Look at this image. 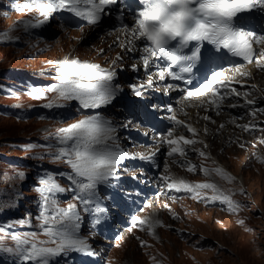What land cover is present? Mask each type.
<instances>
[{"label": "rangeland", "instance_id": "1", "mask_svg": "<svg viewBox=\"0 0 264 264\" xmlns=\"http://www.w3.org/2000/svg\"><path fill=\"white\" fill-rule=\"evenodd\" d=\"M24 1L0 0V226L6 228L0 235V258L8 257V248L15 253L16 242L10 238L11 233L23 236L27 232H36V237H41L35 215L41 194L33 164L41 166V171L52 172L50 167L62 160L54 158V149L49 145L56 144L59 129L77 121L76 118H50L55 116L57 103L63 100L58 94L46 91L49 85L57 83L54 77L58 67L65 59L104 61L119 51L117 49H125L121 47L125 41L122 31L117 30L116 36L115 31L101 32L96 28L98 26L62 29L54 19L49 24L53 30L51 36L46 35L47 25L44 23L35 27L42 33L41 37H34L29 29L25 31L23 21L31 20L36 24L44 16L36 8L19 11ZM37 30L35 34H38ZM121 35V41H118ZM29 76L43 81L31 88L45 90L43 97L34 99L30 95L32 90L22 81ZM259 91L264 92V87ZM48 103L54 106L45 107ZM29 108L35 109L40 116L45 114L43 109L48 110V116L45 119L35 114L25 117ZM182 108H185L181 110L182 114L187 116L194 106L183 104ZM212 116L214 119L225 116L232 121L228 131L232 137L231 129H237L233 123L235 115L223 110L222 114L217 111ZM234 134L241 137L239 132ZM212 136L213 133L207 136L210 142H214ZM257 136H261L260 140L244 145L237 143L236 137H229L224 145L211 143V149L213 146L215 149L213 152L222 146V151H218L219 158L234 169L237 176L224 171L232 177L229 181L211 170L207 175L204 172L187 175L193 180L200 178L214 183L218 191L198 189L200 197H195L201 201L181 200V206L187 208L184 211L179 201L173 204L175 212L183 213L180 221H169V224H175L174 230L165 227L167 210L159 209V205L153 209L150 206L141 213V217L147 216L150 221L147 224L150 226L151 221L155 222L148 216L153 214L165 223L161 221L150 227L149 232H142L147 244L137 248L135 236L126 234L108 252L107 246L97 245V249H103L107 255L110 252V256H105L109 258V264H264V162L258 156L259 147L264 148V132H258ZM51 175L54 176L53 172ZM220 194L228 196L239 207L230 209L226 203L214 204L211 197ZM69 202L74 203L65 200L60 205ZM191 208L193 211L189 210ZM21 220L25 223L19 224ZM8 225L14 226L12 231Z\"/></svg>", "mask_w": 264, "mask_h": 264}, {"label": "snow or ice", "instance_id": "2", "mask_svg": "<svg viewBox=\"0 0 264 264\" xmlns=\"http://www.w3.org/2000/svg\"><path fill=\"white\" fill-rule=\"evenodd\" d=\"M116 3L117 0H25L24 5L18 10L23 12L26 8H36L44 16V19L36 24H33L31 20L23 21L24 29L27 31L29 28L43 25L51 14L60 10L73 13L88 23L96 25L106 13V6ZM137 4L140 10L133 12L132 24L125 25L122 29L126 38L130 36V39L121 47L127 51H133L135 41H143L142 62L146 68L154 64L156 60L162 59L169 62L167 67L157 65L158 70L155 76L160 81H165L167 78L183 80L184 77L180 73H191L195 62L204 56L199 46L200 42L213 45L217 51L227 49L234 56L243 57L250 62L255 53L253 46L264 45V34L248 30V22L244 18V14L253 13L256 10L264 14V0H137ZM190 45L193 46L190 47ZM184 49H188V52L185 53ZM259 55L264 56V50H261ZM256 63L257 67L264 68V64L259 61ZM177 65H181L180 73L173 70ZM135 67L133 65L134 69ZM57 72L58 75L54 77L57 83L49 85L46 91L58 94V97L63 100L79 101L81 109L95 110L111 105L120 90L118 84L114 86L112 83L116 75L115 70L105 69L99 64L79 59H65ZM220 75L219 72L214 73L211 80L195 91H187L185 99L204 95L207 96L206 102L217 109L225 101H228V106L233 108L246 107L255 103L254 100L248 99V93L243 94L244 105L231 103L232 97H240L241 93L236 88H231L230 92H219L220 88L227 89L231 83L227 80H218ZM187 82L191 83V81ZM154 83L155 80L150 74L144 84L130 85V87L135 96L143 97L145 91ZM166 86L169 89L178 87L171 84ZM44 91L41 88H35L30 95L34 99H39L43 97ZM208 92L211 93L210 96ZM53 106L52 103L45 105L48 108ZM260 111L264 112V109ZM171 119L176 124L186 127L188 132L196 134V130L191 125L177 120L175 116ZM204 119L210 118L204 117ZM119 127L126 128L128 125ZM242 127L245 130H251L249 125ZM116 132L117 126L99 113L85 115L83 119L59 129L56 144L49 147L54 149L56 160H63L68 165L70 172L66 175V179L70 182V186L68 188L61 186L52 175L40 177L38 191L41 194V204L37 219L40 221V230L48 239L37 242L36 232H27L23 236L11 233L10 238L16 242L14 251L19 259L24 262H34V264H51L50 258L70 251L91 253L90 245L78 235L80 216L76 211V204L69 203L66 208L60 207L57 197L58 194L70 191L73 193V199L84 206L94 205L96 213L103 214L107 211L106 207L101 206V197L97 192L98 186L118 179L122 161L132 156L120 149ZM174 132V129L169 130L166 134L167 138L163 141L170 148L167 155L181 157V163L187 165V171L195 172L198 166L187 159L184 146L194 145L197 141L187 139L184 135L174 136ZM193 151L197 150L193 149ZM199 155L204 157L205 153L201 151ZM199 167L205 175L209 174V169ZM211 171L229 181L232 179L220 168ZM20 175L23 176L24 173ZM57 175L65 176L64 173ZM162 179L167 182L169 189L195 193L197 197H200L198 189L218 191L216 185L210 182L191 185L184 180L170 181L168 176ZM211 199L226 203L230 209L239 207V204L223 194L214 195ZM99 219L97 217V223ZM133 219L140 225L146 223L144 220ZM18 223L24 224L25 221L21 220ZM158 223L159 221H156L155 224H150V227H155ZM7 227L10 229L14 226ZM5 231L6 228L0 226V235ZM48 244L54 246H46ZM6 250L13 251L11 248Z\"/></svg>", "mask_w": 264, "mask_h": 264}, {"label": "bare ground", "instance_id": "3", "mask_svg": "<svg viewBox=\"0 0 264 264\" xmlns=\"http://www.w3.org/2000/svg\"><path fill=\"white\" fill-rule=\"evenodd\" d=\"M256 47L264 50V45H256ZM254 63H255V61L252 62V66H250V65H248L250 67L245 66L246 68H242L243 65L234 66V67H238V69L237 70H234L232 72H228V73H231V74H234L235 75V74H238V73H241V72H244L245 71L246 73H249L251 75H255L254 76L255 78L253 80V83L255 82L254 83L255 86H257V87L260 88L263 84H261V82H258L257 79H256V77L258 75L259 76V79L262 80L263 83H264V71L261 70V71H258L259 73H257V75L254 74V73H256L255 72L256 71L255 70V67L253 65ZM224 79L225 78L223 77L221 80H224ZM167 92L168 93H166L165 97H167V100L172 101V100H174L175 95L178 94V88L177 87H173L171 89H168ZM210 95L211 94H209V92H208V96H210ZM185 96H186V93H183V95L179 97V100L182 103H185V104L191 103L194 106V109L192 111H190V112L187 113V115H188V117L190 119V123L189 124L195 130L198 131V135H199L200 139L202 140V143L204 145H206V150L211 149L210 146H211V143L212 142L207 141L205 139V137L208 134H211L214 131V134L213 135L216 136L215 138H217V140H222V138H221V132L223 131V128L221 127V125L224 126L226 124V122L222 118L221 119H215V120H213L212 113L216 112V108L210 106L206 102L207 96H204V95H201L199 97L193 96V97L188 98V99H185ZM197 104H199V105L197 106ZM219 109H221V108H219ZM200 111H201V113H199ZM204 117H209L210 119H204ZM226 117H227V115H226ZM212 125H214V127ZM215 128H216V130H215ZM208 129L210 130V132L207 131ZM203 130H205V134L204 135H203ZM233 133H235V132H233ZM258 155H259L260 159H264V148L263 147L259 148ZM209 157L213 159L214 163L217 165V168H220L223 171L229 172L230 175L233 174V173H235L234 172V169H231L228 165H226L225 163L221 162L218 154H216L214 152H211V154L209 155ZM236 176H237V174H236Z\"/></svg>", "mask_w": 264, "mask_h": 264}]
</instances>
